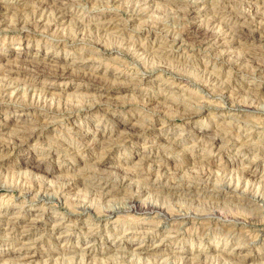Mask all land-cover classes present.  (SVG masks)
<instances>
[{
    "label": "rangeland",
    "instance_id": "374dc122",
    "mask_svg": "<svg viewBox=\"0 0 264 264\" xmlns=\"http://www.w3.org/2000/svg\"><path fill=\"white\" fill-rule=\"evenodd\" d=\"M55 1L0 0V264H264V0Z\"/></svg>",
    "mask_w": 264,
    "mask_h": 264
},
{
    "label": "bare ground",
    "instance_id": "6f19581e",
    "mask_svg": "<svg viewBox=\"0 0 264 264\" xmlns=\"http://www.w3.org/2000/svg\"><path fill=\"white\" fill-rule=\"evenodd\" d=\"M205 3L206 2V0H198V1H196V0H194V2H191V4H190V6H189V8H190V10L192 11V14H194V15H196L197 16V18L199 17V16H201L200 14H203V13H206V10H208V7H206L205 5H202V3ZM41 5V4H40ZM52 5H53V10L55 11V15H56V17L58 18V22H60L59 24H64V23H62V21H64V19L67 17V13H68V8H67V5H66V3L64 2V0H56L55 2H53L52 3ZM41 8L42 9H44V10H46L47 9V7H42L41 6ZM209 9H211V8H209ZM44 16V15H43ZM194 18H196V17H194ZM54 20H56V19H54ZM134 21V20H133ZM32 22V21H31ZM58 24V23H57ZM56 24V25H57ZM250 24V23H249ZM53 25V24H52ZM123 25V23L121 24V23H119V22H111V21H104V22H100L99 21V23H98V25H96L95 27V29H98V31L100 30L101 32H102V30H104V31H114L115 30V32H117L116 30L120 27V26H122ZM208 29V28H207ZM205 31H206V29H204ZM210 30V29H209ZM16 31V30H15ZM204 32V31H203ZM202 32V33H203ZM246 32V31H245ZM202 33L201 32H198V33H193L194 34V36L195 37H199V38H201L205 43L204 44H206V45H210V46H213L214 44H225V43H222V41H221V39L220 38H218V37H213V36H211V35H208V33L209 32H204V33H206V35H202ZM203 33V34H204ZM213 33H215L214 31H213ZM212 33V34H213ZM255 33V32H254ZM116 34V33H115ZM211 34V33H210ZM215 35V34H214ZM216 35H218V33L216 34ZM251 35H253L252 33H251ZM248 37H249V33H248ZM256 39V38H255ZM213 41H215V42H213ZM202 44H203V42H201ZM228 44V43H227ZM253 51V50H252ZM251 52V51H250ZM250 55V54H249ZM264 60V59H263ZM73 64V63H72ZM262 66V65H261ZM60 69H61V72L57 75L59 78H65V77H67V75H66V72L70 69L71 70V68H69V66H67V65H64V66H62V67H59ZM59 69V70H60ZM69 77V76H68ZM228 87V86H227ZM9 90V89H8ZM5 91H7V90H5ZM224 92V91H223ZM11 96V95H10ZM7 97V96H6ZM4 98V97H3ZM198 114H194L193 116H197ZM49 117V116H48ZM36 127H37V125H36ZM38 130L39 129H25L23 132H22V136H21V140H22V143H21V145H24V144H27V142L30 140V139H32L36 134H37V132H38ZM20 133V132H19ZM42 133V132H41ZM20 135V134H19ZM18 135V136H19ZM121 136V138H122V140H129V136H128V132L127 131H125L124 133H122V135H120ZM19 138V137H18ZM1 143V142H0ZM18 143V142H17ZM20 145V146H21ZM17 147V146H16ZM3 149V151L4 152H6V153H10V154H12V153H14V151H15V146H11V145H9L8 144V146L7 147H4V148H2ZM2 151V150H1ZM3 158H1V160H2ZM81 180H83L84 181V179H80V180H73L72 182H70V183H68L65 187H64V191H65V193L66 192H71L75 187V184L76 183H78L79 181H81ZM109 193H110V191H109ZM112 193V192H111ZM108 196V195H107ZM134 206V212H138V213H144V214H149V215H153V214H155V215H159V216H162L163 218H166L167 219V217H166V215H163L162 214V212L158 209V208H150V209H147V210H145V211H143V210H141V209H139V207L138 206H136V205H133ZM140 211V212H139ZM113 213H115V212H112L111 214H113ZM4 215H1L0 214V221H2L1 223H3L4 221H7L8 223H7V225L8 226H12V231L9 233V234H6L5 235V238L4 237H0L1 239H3V240H13V239H11V238H15L16 240H18V241H22V243H24V244H33V245H35V247H36V245H37V243H38V240H36V241H33V242H24L27 238H28V236L30 235V234H32L31 233V231H33L34 229H36V228H38V222H40L41 221V219H34L33 221H29L28 223H25V224H23V222L22 221H20L19 220V217H15V216H13V217H10V218H8V217H5L6 218V220H2L4 217H3ZM165 219V220H166ZM61 223H57V224H55L54 226H53V229L54 230H56V229H58L59 228V226H61L60 225ZM20 226H23V228H22V230L21 231H19L17 228H19ZM72 228H71V230H74V227L73 226H71ZM94 227V228H93ZM93 227H90V228H88L87 229V231H90V230H92V232L91 233H93V232H95L96 233V231H97V229H98V227H96L95 228V226H93ZM70 229V228H69ZM0 230H4L3 232H6V231H8L7 229H0ZM71 230H69V231H71ZM88 234V233H87ZM87 234H85V235H87ZM88 238V237H87ZM34 240V239H33ZM58 241V240H57ZM13 242V241H12ZM59 242V241H58ZM15 243V242H14ZM87 248H92V247H90V246H88ZM137 250H139L138 248H137ZM91 252V250H89L88 249V251H87V253H90ZM4 256V253H0V262L1 261H3L4 260V258H2ZM35 256H40L39 254H38V252L36 251L35 253H34V256H26V257H17V258H14V261H10V262H12V263H15V264H29V263H31V262H33L34 260H32ZM35 259V258H34ZM248 259H249V257H246L245 258V260H243V262H247L248 261ZM27 260H29V261H27ZM6 261V260H5Z\"/></svg>",
    "mask_w": 264,
    "mask_h": 264
}]
</instances>
